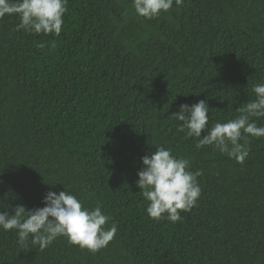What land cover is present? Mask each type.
Here are the masks:
<instances>
[{
  "label": "trees",
  "instance_id": "trees-1",
  "mask_svg": "<svg viewBox=\"0 0 264 264\" xmlns=\"http://www.w3.org/2000/svg\"><path fill=\"white\" fill-rule=\"evenodd\" d=\"M67 7L59 36L0 19V211L43 207L65 186L101 204L118 232L93 254L63 237L23 250L0 230V264H264V137H249L241 165L196 149L170 118L206 98L209 123L226 121L255 98L264 0H184L153 20L136 16L132 0ZM156 145L203 173L198 206L177 223L153 221L136 184Z\"/></svg>",
  "mask_w": 264,
  "mask_h": 264
},
{
  "label": "clouds",
  "instance_id": "clouds-1",
  "mask_svg": "<svg viewBox=\"0 0 264 264\" xmlns=\"http://www.w3.org/2000/svg\"><path fill=\"white\" fill-rule=\"evenodd\" d=\"M183 3L184 0H132V8L136 16L153 20ZM67 5L68 0H0V19L15 16L19 19L17 31L59 36ZM251 91L255 98L240 104L235 118L210 124L206 98L191 105L180 104L170 118L180 122L178 131L186 139L196 140V149L211 146L243 165L249 157V137H264V124L258 123L264 120V82L253 84ZM141 160L143 166L138 170L136 184L148 201V216L155 222L182 221L181 212L198 206L202 195L198 177L202 170L192 171L190 158L174 155L170 147L163 145H156V150ZM64 189L58 193L49 190L43 197V207L29 210L16 205L11 212L0 211V230L14 231L23 250H29L31 244L43 251L61 237L93 254L106 248L114 240L118 224L101 204L88 207L83 199L65 186Z\"/></svg>",
  "mask_w": 264,
  "mask_h": 264
}]
</instances>
